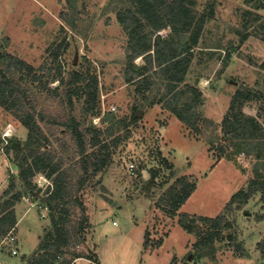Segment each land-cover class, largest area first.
<instances>
[{"label":"rangeland","instance_id":"obj_1","mask_svg":"<svg viewBox=\"0 0 264 264\" xmlns=\"http://www.w3.org/2000/svg\"><path fill=\"white\" fill-rule=\"evenodd\" d=\"M263 1L193 0V7L206 15L184 81L202 93L195 107L200 130L194 131L161 98L167 91V75H156L146 91L126 83L133 43L119 17L127 9L140 15L135 0H0V52L21 57L40 76L34 81L31 75L10 73L36 104L38 123L49 137L48 142L36 135L31 138L30 130L0 106V203L7 200L18 204L20 212L30 211L13 230L19 254H12L0 234V255L10 257L5 262L29 264L24 257L28 249L34 246L36 253L53 241L52 210L44 201L52 179L46 172H36L28 187L21 171L41 152L64 169L75 165L74 141L58 122L69 113L66 87L73 90L72 113L84 120V109L92 103L86 86L96 77V109L114 113L113 122L126 118L129 124L116 131L125 137L114 148L110 165L80 192L88 220L77 249L97 257L99 253L106 264H239L236 256L243 252L236 246L241 241L250 253L259 248L255 264H264L261 191L245 202L240 196V202L228 206L238 191L250 192L256 169L264 164ZM159 33L167 37L172 30L167 27ZM144 62L141 56L134 58L138 65ZM0 65L5 67L1 59ZM59 71L65 85L55 78ZM238 89L252 96L239 98L230 111ZM191 98L187 91L179 104ZM102 115H87L88 125L107 127ZM227 116L254 117L260 139L224 134ZM232 141L235 144L228 145ZM131 162L136 165L133 174L128 170ZM71 179L76 181L77 176ZM186 180L197 189L187 209L200 214L183 210L186 202L176 213L170 211L167 189ZM71 209L69 218L78 221L82 210ZM53 213L58 216L59 208ZM205 215L222 217L221 227L201 218ZM190 220L192 231L181 223ZM208 233L214 237L201 242ZM72 250L59 255L56 263L66 257L71 264H88L83 257L73 258Z\"/></svg>","mask_w":264,"mask_h":264},{"label":"trees","instance_id":"obj_2","mask_svg":"<svg viewBox=\"0 0 264 264\" xmlns=\"http://www.w3.org/2000/svg\"><path fill=\"white\" fill-rule=\"evenodd\" d=\"M135 1L138 3L140 15L131 9H127L119 17L128 30L131 36L130 40L133 43V53L129 56V65L125 70L126 83L135 84L138 90L146 91L155 82L154 78L156 75H167V91L161 95V98L165 100L166 106L177 118L189 125L194 131H199L201 119L195 107L202 93L200 89L193 85L184 84V81L192 61L194 48L198 46L202 28L206 22V15L193 7V0ZM261 6L264 7V1ZM167 27L171 28L172 35L166 37L159 32ZM188 32H190L189 36L187 35ZM140 56L145 61L143 65L134 63V58ZM0 59L5 62L4 68L0 65V106L10 111L30 130L31 138L36 135L48 142L49 137L40 127L37 120L39 113L37 112L36 104L27 95V90L10 73L19 72L31 75L34 81L40 80V76L34 72L33 65L17 55L9 52H0ZM262 68L264 69V62L262 63ZM55 76L57 79L60 78L62 85H65L61 71ZM86 87L91 89L86 92L90 94L92 103L84 109L85 119H80L72 113L71 93L73 90L69 86L66 87L65 94L70 101L68 103L69 113L58 121L61 126L68 130L74 141L75 154L77 156L75 165L64 169L62 163L54 162L49 153L41 152L21 171L28 187L33 185L29 178L36 172H46V175L52 179V187L48 188L44 201L52 210L51 216L54 224L50 235L53 241L39 246L38 251L28 257L29 264H57V257L65 254L70 247L73 248L71 252L73 258L86 257L98 260L97 255L94 253L77 249L83 239L81 232H83L85 223L88 220L85 215L86 207L80 192L87 184L91 183L90 180L106 170L107 166L110 165L114 148L125 137L124 134L120 135L116 131L118 127H127L129 123L126 118L113 122L115 119L114 113L110 111L102 113L101 110L96 109V98L99 88L96 77H92V83H88ZM187 91L192 93V98L179 104L183 94ZM251 96L252 93L245 94L241 89H238L233 102L230 104V111L235 108L239 98H251ZM90 114H94L95 117H100L103 114L101 120L109 123V125L105 128L88 125L86 118ZM42 118H44L43 115L41 116ZM133 119L137 120L135 116ZM202 121L212 122L208 118H202ZM259 127L258 121L252 116H247L246 119L227 116L223 120L222 131L224 134H231L234 138L252 137L253 139H260L258 137L260 135L258 132L260 131ZM231 144L235 143L232 141L228 145ZM4 149L10 151L9 146H5ZM223 152L226 154L227 149L223 148ZM256 172L258 177L251 180L250 192L243 193L244 191H238L232 196L228 206H232L235 202H240V196H244V198L242 197V200H244L242 202H245L248 196L256 190L261 191L262 201L264 202V164L258 166ZM155 175L156 172H154ZM73 176H77L76 181L71 179ZM183 178L184 180L186 179L185 177ZM195 191L196 185L188 180L184 181V183L182 182L180 186L178 183L173 184L165 193L166 197H169L170 211L176 213ZM19 197L18 195L17 198ZM4 203L0 205V210L8 208V204L14 205L10 201H5ZM72 206L82 210V217H79L78 221L72 222L69 218ZM55 208H59L58 216L53 213ZM260 217L263 219L264 213ZM201 218L210 220L215 226L219 227H221L223 221L222 217L210 218L201 216ZM16 223L17 219L14 210L6 216L0 217V224L4 225V232H9ZM181 223L187 230H193V222L191 220L187 223L185 221ZM227 225H231V223H227ZM213 237L214 233H208L201 242L210 241ZM71 262V258L65 257L59 264H71Z\"/></svg>","mask_w":264,"mask_h":264},{"label":"crops","instance_id":"obj_3","mask_svg":"<svg viewBox=\"0 0 264 264\" xmlns=\"http://www.w3.org/2000/svg\"><path fill=\"white\" fill-rule=\"evenodd\" d=\"M197 190V189H196ZM195 193V192H194ZM193 193V194H194ZM193 194L190 196V198L193 196ZM190 198L186 201V203L183 205V207H184V209L183 210H185V211H187V212H191V213H195V214H200L198 211H196V210H188L187 209V206H188V204H189V200H190ZM7 201V200H6ZM5 202V201H4ZM4 202H2V203H0V205H2ZM5 204V203H4ZM18 207H19V205L18 204H14V205H12V204H8V208H6L5 210H0V217H2L3 215L4 216H6V215H8L10 212H12V210H14L15 211V217H16V219H17V223H16V225H19V223H20V220H23V219H25L27 216H28V214H29V212L30 211H25L24 210V212H20V210L18 209ZM241 210V209H240ZM24 213V214H23ZM201 215H203V214H201ZM205 216H208V215H205ZM264 219V218H263ZM264 220H261L260 222L261 223H263L264 224V222H263ZM4 225H1L0 224V234H1V236H2V239H3V237L7 234V233H9L10 231H12V230H14V228H15V226L9 231V232H4L3 231V227ZM237 247V249L238 250H240V251H242L243 252V254L241 255V256H236L237 257V262L239 263V264H255L257 261H256V259L257 258H259V254H258V251H259V253H260V255H261V252H260V249L259 248H257V250L254 252V254L253 253H250L249 252V250L248 251H245L246 249H249V247H248V244H246V243H242L241 241H238V245L236 246ZM28 252V254H26V256H24V257H30V255L33 253V251H34V246L31 248V249H28L27 250ZM13 254V253H12ZM18 254H19V252H18ZM3 255V256H2ZM2 255H0L1 257H0V264H8L7 262H5V260H7V259H10V257L8 256V255H4V254H2ZM14 255V254H13ZM251 256H254V258H252ZM256 258V259H255ZM260 258H261V256H260ZM262 258H264V257H262ZM5 259V260H4ZM98 259H99V261L101 262V264H106V261H104L103 260V257L98 253ZM8 261V260H7ZM24 262H26V261H24ZM263 263V262H262ZM19 264H21V262H19Z\"/></svg>","mask_w":264,"mask_h":264},{"label":"built area","instance_id":"obj_4","mask_svg":"<svg viewBox=\"0 0 264 264\" xmlns=\"http://www.w3.org/2000/svg\"><path fill=\"white\" fill-rule=\"evenodd\" d=\"M115 108V107H113ZM129 171L133 173H135V169H136V165L134 162H131L129 164V167H128ZM114 223L116 224V222L114 221ZM3 242L7 243L10 247H11V251L14 255H17L18 252H19V249H18V246H16L17 244V238L15 235H13V230L10 231L9 233H7L3 239H2ZM83 259H85L88 264H101V262L99 260H94V259H89V258H86V257H83Z\"/></svg>","mask_w":264,"mask_h":264},{"label":"bare ground","instance_id":"obj_5","mask_svg":"<svg viewBox=\"0 0 264 264\" xmlns=\"http://www.w3.org/2000/svg\"><path fill=\"white\" fill-rule=\"evenodd\" d=\"M10 133H8V135H9Z\"/></svg>","mask_w":264,"mask_h":264}]
</instances>
